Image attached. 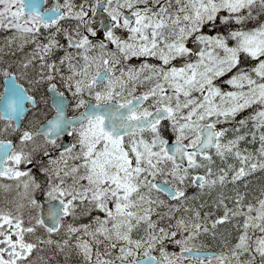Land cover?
Here are the masks:
<instances>
[{"label":"snow or ice","instance_id":"1","mask_svg":"<svg viewBox=\"0 0 264 264\" xmlns=\"http://www.w3.org/2000/svg\"><path fill=\"white\" fill-rule=\"evenodd\" d=\"M0 28L12 30L9 46L33 44L15 68H0V177L40 188L20 165L37 152L51 165L40 168L46 215L32 196L27 224L23 204L0 207V264H38L33 251L61 229L55 244L74 245L77 264H264V185L248 200L221 191L203 213L204 203H184L180 216L181 203L162 198L187 201L188 184L211 190L264 170V0H0ZM45 82L38 100L30 92ZM26 106L34 115L22 127ZM257 130L259 147L241 148ZM214 156L225 167L214 169ZM93 210L103 215L63 223ZM236 217L234 237L217 233ZM202 234L219 235L215 250Z\"/></svg>","mask_w":264,"mask_h":264},{"label":"flooded vegetation","instance_id":"2","mask_svg":"<svg viewBox=\"0 0 264 264\" xmlns=\"http://www.w3.org/2000/svg\"><path fill=\"white\" fill-rule=\"evenodd\" d=\"M48 2L52 3V0H48ZM80 2L81 0H73V3L77 5ZM191 44H192L191 38H189L188 45L190 46ZM77 59H79V57H77ZM34 63H38V62L34 61ZM130 63H138V61L136 60V58H131ZM64 71L66 72L67 69L65 68ZM56 82L59 83V78H57ZM20 83L24 84L26 88L29 87L27 82L23 79L20 80ZM30 94H36L38 100L40 98V95L47 96L48 93L46 88V82L39 88L38 92L33 91L30 92ZM66 95H68L69 100H71V94L66 93ZM48 104L49 105L51 104L50 99L48 100ZM26 107L28 108V111L25 114L23 120L21 121L22 127H27L34 115V112L31 109V107L30 106H26ZM38 107H44V105L40 104L38 105ZM68 114L72 115L73 113L69 111ZM3 124L4 122L0 121V125L3 126ZM0 138H4V135L2 133H0ZM61 140L64 143H68L72 140V137L71 136L62 137ZM59 151L60 149L49 150L48 155L58 156ZM67 163L69 166H71L74 163H78V161H73L71 158H68ZM41 165H43L44 167H51V165L47 163V157L42 152H37L35 158L32 160L31 163L27 165L24 164L20 165L21 169L25 167L30 169L33 178L41 185L40 188H35V189L30 188L26 191L24 184L20 180H17L14 177L12 178L0 177V207L11 206L12 203L23 204L24 205L23 214L25 216V224L28 223L27 217L29 212L31 211V205H29L27 202L29 196H32L33 198L37 199L42 203V210H43V204L49 203V198L44 195V190L46 188V173L40 171ZM65 179L70 181L71 178L66 177ZM4 185H8L9 187L5 189ZM51 202H55V200H52ZM178 202L181 203V207H183L184 203H187L190 206H194V207H198L200 205V203L198 202L190 203L185 201H177V202L172 201L170 203L175 204ZM97 214L103 215V213H97L96 210H93L91 213H86L84 215H77L75 217L72 216L63 217V223H76V224L88 223L91 217ZM168 219H169L168 217L165 218V221L167 222ZM231 223L233 222L229 219L218 224L216 227L217 233L223 234L225 236H227L228 233H231V235L234 237L236 235V232H235V228L233 227V225H231ZM209 227H211L210 224ZM37 228H38V232H37L38 235L39 234H43L44 236L48 235L44 229L40 228V226H37ZM64 235L65 234L63 232V229H61L60 232L58 233L51 234V238L54 241L53 244L39 245L38 248L33 251L32 257L37 260L38 264H77V262L82 259V257L75 252L74 245L72 249L65 248L64 251H60L58 249L57 245L55 244V241L61 240L62 238H64ZM201 239L203 240L204 243L212 244L213 245L212 250H215L219 243V235L216 241H213L210 234H202ZM169 250L178 251L179 248L178 246L173 248L171 245H169ZM66 252L69 254L66 255ZM40 257H43V259L42 260L39 259Z\"/></svg>","mask_w":264,"mask_h":264},{"label":"trees","instance_id":"3","mask_svg":"<svg viewBox=\"0 0 264 264\" xmlns=\"http://www.w3.org/2000/svg\"><path fill=\"white\" fill-rule=\"evenodd\" d=\"M250 110H245L244 112L238 114V115H242V116H246L248 114ZM240 119V118H238ZM250 125H251V121L249 122V129H250ZM249 129H241V131H245V130H249ZM231 132V131H229ZM258 133L259 130H257V141L256 142H249L251 141V137H246L244 141H241L240 146L241 148H249L251 150H255L256 148L259 147V143H258ZM233 133L229 134L227 137L231 138L230 136H232ZM244 181H248V187H246L245 189H243L244 191L246 189H248V198H245L246 200L248 199H252L254 196L259 194L260 188L262 185H264V170L261 169H257L254 172L249 173L248 175H246L244 177ZM241 188H239V192H240ZM242 190V191H243ZM241 191V192H242Z\"/></svg>","mask_w":264,"mask_h":264},{"label":"rangeland","instance_id":"4","mask_svg":"<svg viewBox=\"0 0 264 264\" xmlns=\"http://www.w3.org/2000/svg\"><path fill=\"white\" fill-rule=\"evenodd\" d=\"M0 31H7V30L0 28ZM2 37H4V36H2ZM39 39L40 40H44L45 37L40 36ZM18 43L19 44L21 43L20 39H17L16 41L12 42V44L9 46L6 43V38L4 40L0 38V63H3L5 58L8 57L10 54H12L10 56V58L14 59L16 57V55H17V52H14L16 50H19L18 54H19L20 57H23L25 54H28L27 48L25 47V45H23V47L17 48V46H18L17 44ZM8 50L10 51V53L7 52ZM1 73L2 72H0V74ZM0 128H3V126L0 125Z\"/></svg>","mask_w":264,"mask_h":264}]
</instances>
